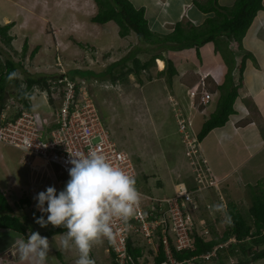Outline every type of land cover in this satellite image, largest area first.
<instances>
[{"label": "rangeland", "instance_id": "1", "mask_svg": "<svg viewBox=\"0 0 264 264\" xmlns=\"http://www.w3.org/2000/svg\"><path fill=\"white\" fill-rule=\"evenodd\" d=\"M132 1L137 7L145 8L146 17H149L148 20L153 26L154 20L156 21L158 17V9L167 5L161 0ZM181 1H172L175 12L179 11ZM219 2L225 3L227 0H219ZM190 9H192L191 16H194L193 10L199 11L195 7ZM97 11L98 6L95 0H0V22L2 24L15 22L9 31L13 36L11 43L7 44L0 39L1 60L3 61L6 57H11L15 61L23 59L22 67L19 68L21 87L26 85L23 79L31 74L51 77L55 79L53 84L57 86L59 80L64 81L65 77L77 82L85 81L113 139L120 148L130 153L138 173L139 170L141 171L138 187L154 197L172 196L175 193L174 185L182 179L180 176L185 175L186 170L192 172V168L188 164L185 146L178 133L179 125L178 120L176 122L177 118L173 116V108L169 101L160 103L161 93L163 98H166L167 91H159L155 88L154 92L146 90L143 93V89H139L138 76L134 73L129 74L127 80L119 79L117 82L112 80L109 75L111 72L105 75L96 74L104 73L103 71H106L107 67L110 68L116 59L123 58L125 60L121 64L132 65L129 58L138 56L141 51L137 49L139 45L146 46L139 42L134 31L126 37L120 36L119 27L115 21L104 24L92 21ZM197 13L201 14L200 11ZM183 22L187 23V21ZM26 40L28 50L23 58L21 53ZM37 46L40 47L38 52L31 56V52ZM145 56L148 57L147 54H139L138 57ZM118 68L121 70V65ZM7 89L11 94L8 98L12 109L22 104V97L18 94L19 88L13 81L8 82ZM54 97L57 98L56 103H58L59 98L56 93ZM28 102L33 110L43 114L51 115L54 112V106L50 104L46 91H42L38 86L30 91ZM146 102L147 107L143 109ZM178 108H175V111ZM195 143L197 144L198 140ZM0 147L2 154L0 161L5 160L6 163V165L0 163V185L8 187L7 180L11 181V176H15L20 185L17 195L22 192L23 197L33 200L34 196L31 194L33 186L43 191L50 186H54L57 192L64 189L67 177L58 172L57 166L53 165L49 174L39 173L35 179L34 175H31V167L23 163L22 151L2 142ZM172 169H178L182 174L177 175ZM0 190L7 194L4 189L0 188ZM6 196L9 200L14 197V195ZM225 200L227 203L226 196ZM13 208L19 214L28 213L30 217L33 215V218H36L32 214L29 203H16ZM240 208L243 213L248 212V199L240 203ZM211 221L220 233L225 230L228 223L225 218L218 222ZM55 227L48 224L44 228L37 227V230H49ZM141 243L149 247L142 235ZM107 247L106 237L92 245L93 255L89 253L90 258L92 260H94L93 256L102 258L100 262L95 260V264H114L106 252ZM225 254L226 251L223 252V257L230 264L237 263V257L233 256L231 259ZM61 255L64 259L77 257L72 251L70 254L62 253ZM211 260L200 261L198 264L216 262ZM259 264H264V259Z\"/></svg>", "mask_w": 264, "mask_h": 264}, {"label": "crops", "instance_id": "2", "mask_svg": "<svg viewBox=\"0 0 264 264\" xmlns=\"http://www.w3.org/2000/svg\"><path fill=\"white\" fill-rule=\"evenodd\" d=\"M161 1L167 4L166 7L158 9V17L156 21L154 20V26L151 21H149V24H151L150 27L156 32L168 33L173 30L175 23L178 21H187L192 22L195 25H201L204 24L209 17V13L203 12L195 4L196 0H182L180 2V9L177 12H175L174 8H172V1L174 0ZM234 2L235 0H227L225 3H219L223 6H232ZM193 7L197 8L201 14L197 13L199 11L193 10L194 16H191L190 12L192 9L190 8ZM147 18L149 17L147 16ZM219 39L221 40V44L225 42L224 36H220ZM226 49L229 52V55L233 56L235 62L233 82L238 88V96L234 103L235 111L230 115L229 120L225 125L212 129L200 141V146L213 174L223 180L222 193L224 191V197L226 196L228 200L234 201L239 207L243 200L245 201V199H248L250 206L252 204L251 186L259 184V182H261L264 178V0L263 8L258 11L243 39L241 41H231ZM158 50L159 48L154 49L151 52L142 50L139 54H147L148 57L145 56L144 58H139L142 62H144L151 58L152 53H161V57L172 61L173 66L176 69V73L172 76L171 80H168L165 75L159 76V72L164 70L166 67V60L163 58H157L155 62H151L147 72L143 70L140 74L142 82H139V89H143V93H145L146 90L154 92L153 90L155 88L159 89V91H167L166 98H163V93H161L160 103H167V101L170 102L175 119V108L179 107L178 109L183 112L184 116L192 120V135L197 136L205 121L217 108V104L221 96L219 86L226 80V75L229 70L228 63L222 53L216 49V41L207 42L202 45L200 47L199 54L197 49L194 47L182 50ZM160 59L164 62L163 67H160L158 63ZM115 61H118V59ZM148 73L151 74L152 78L147 76ZM204 74L207 75V88L213 93V99L204 108H198L193 102L194 99L189 94V87L198 83L201 76ZM143 76L145 78H143ZM143 106V109H146L147 102ZM6 107L9 108V103ZM14 113L15 109H10V117ZM142 117H144V114H142ZM162 122L164 123V121ZM178 133L181 136L186 151L184 136L180 131L179 126ZM0 156H2L1 153ZM186 158L188 160V164L190 165L189 158L187 156ZM8 161L9 160L7 159V162ZM0 163L6 165L5 160L2 162L0 161ZM172 170H175L177 175L181 172L178 169ZM140 174L141 171L139 170L138 179ZM184 174L185 175L180 176L182 178L181 180L185 181L189 185L193 184V170L192 172H188L186 170V173ZM31 175L33 176L32 172ZM5 177L6 176H4V179H6ZM144 177L146 178V175ZM138 179L136 180V187L143 191L138 187ZM10 180L11 181L7 180L9 182L8 187L0 185V188L7 192V194H4L3 191L0 190V192L5 196L14 195V197L10 198V200L6 196L9 203L14 206L16 203H21L26 200L23 204L29 203L31 209L36 208L37 201L35 199L33 200L29 197H23L22 192L17 195V190L20 186L19 180L16 179L15 176H11ZM206 198L214 204L213 211H203V214L207 217L209 227L211 228L213 225L211 220L218 222L219 220H222V218L226 219L224 211L226 205L224 206V204L220 202L218 196L212 189L207 190ZM45 207H47V205H45ZM31 211L33 214V210ZM23 215H28V213ZM43 215L44 218L47 219V215ZM31 219H33V215L31 216ZM28 226L29 235L31 232H39L42 237H47L49 240L50 250L46 258V264H75V259L77 257H74V259L69 257L64 259L61 254H70V251L61 250L59 238L57 237L56 240L54 239L56 237L55 235L61 234L66 230L52 234L49 233L51 229L37 230V227L40 225L35 222H30V225L28 224ZM224 231L225 230L221 233L219 232V234L222 235ZM29 235L19 233L9 228H0V264H21L18 255L11 248V246L15 238L24 236L27 239ZM211 236L212 230L211 235L207 239ZM106 239L108 244L106 252L110 255V259H112L115 263L113 255H111V252L109 251V240L107 237ZM132 240L135 246L141 250V254H146L147 262L152 263L156 260L155 251L150 245L149 247L143 245L141 243V237L133 236ZM238 243L239 242L235 237H231L227 240V242L219 245H223L222 248L226 251L225 255L232 259L233 256L238 258V255L229 254V249ZM259 248L254 246L252 251ZM235 249L236 251H239L238 248ZM224 251H222V254ZM90 254L91 256L93 255L92 250H90ZM250 255L252 254L250 253ZM250 255L249 257H252ZM93 259L94 261L98 260L100 262V259L102 258L98 259L93 256ZM263 259L264 258L257 260L251 259L246 262H239L238 259L237 263L234 262L231 264H259V262ZM210 260L211 259L198 258L195 259L194 264H198L200 261L208 262ZM226 263L230 264L228 260H226Z\"/></svg>", "mask_w": 264, "mask_h": 264}, {"label": "built area", "instance_id": "3", "mask_svg": "<svg viewBox=\"0 0 264 264\" xmlns=\"http://www.w3.org/2000/svg\"><path fill=\"white\" fill-rule=\"evenodd\" d=\"M206 76L202 75L198 83L189 87V94L198 108H204L213 99ZM59 82L65 83L63 95L51 115L29 109L23 102L15 106L11 117V105L3 109L0 113V142L22 151L23 163L31 167L35 179L39 173L49 174L55 165L68 181V169L72 166L68 163L69 151L87 153L94 148L137 180L138 169L132 156L113 139L85 81L65 77ZM175 116L184 135L185 153L193 170L194 183L189 185L181 180L175 185L174 195L164 197H154L137 188L141 199L135 216L128 222L116 219L112 237H107L114 264H157L161 250L165 258L159 264H194L195 259L215 256L217 249L223 246H216L200 256L184 259L176 256V252L195 250L198 236L207 239L211 234L207 217L203 214L204 210L214 209V204L206 198L207 190L212 189L222 204L226 205V200L222 193L223 180L213 174L198 136L192 135V120L180 109H176ZM41 191L33 186L31 194L35 197ZM141 235L155 251L156 260L152 263L146 261L145 253L135 257L129 251L130 238Z\"/></svg>", "mask_w": 264, "mask_h": 264}, {"label": "trees", "instance_id": "4", "mask_svg": "<svg viewBox=\"0 0 264 264\" xmlns=\"http://www.w3.org/2000/svg\"><path fill=\"white\" fill-rule=\"evenodd\" d=\"M98 11L92 17V21L96 23H107L115 21L119 27V34L122 37L128 36L132 31L137 34L139 42L146 44V47H139L138 50L152 51L154 49L165 50H182L185 48H196L198 54L200 47L207 42L216 41V49L220 51L228 63L229 70L226 75V80L219 86L221 96L219 98L216 110L205 121L198 139L201 141L212 129L226 124L231 114L234 113V103L238 96V88L233 82V70L235 66L233 56L229 55L227 46L233 40L241 41L246 35L258 11L263 8V0H235L232 6H223L218 0H196L195 4L203 12L209 13V17L204 24L195 25L192 22L184 23L178 21L175 23L172 31L168 33H158L150 27L149 20L145 14L144 7H137L132 0H95ZM15 22L11 21L6 24L0 22V39L3 42L10 44L13 36L9 32ZM220 36L225 37V42L220 43ZM39 46L35 47L31 52L34 56ZM28 50V42L25 41L21 56L24 58ZM140 51V52H141ZM138 53V52H137ZM132 65L121 64L125 59H120L107 67L104 73H96L97 75H105L109 73L112 80H127L128 75L135 73L138 76V81L142 82L140 74L145 70H149L151 62H155L157 58L161 57V53H152L149 60L142 62V60L135 56L131 59ZM165 59V58H163ZM22 60L15 61L11 57H6L3 61L0 55V113L6 108L9 103L10 92L7 89L9 81H13L19 88L18 94L22 97V102L32 109L28 100L30 99V91L36 86L40 87L42 91H46L49 102L54 108L56 107L57 98L54 93L61 98L63 95L62 89L64 83L59 82V85H54L55 79L47 76L28 75L23 81L26 85L21 87V77L19 76V68L22 67ZM166 60V67L159 72V76H166L168 80L176 73V69L170 59ZM121 65V70H119ZM112 69V70H110ZM17 73V75H12ZM101 73V74H100ZM148 77L152 78L148 73ZM50 78V79H49ZM62 85V87H60ZM252 204L248 208L247 213H243L241 208L232 200H228L224 208L226 219L228 221L225 231L222 235L212 225V236L205 239L198 236L196 239V249L193 251L176 252L179 259L190 258L192 256H200L203 253L212 251L215 246L227 242L231 237H235L239 242L232 246L229 254L238 255L239 262H246L248 260L264 258V178L255 186H251ZM26 202L24 200L22 203ZM225 206V205H224ZM33 214L36 218L31 219L29 215H22L16 213L13 206L9 203L7 197L0 192V228H9L19 233L29 235L28 223L32 221L36 223V219L43 213L34 208ZM64 227H55L49 233H57L65 231ZM211 235V234H210ZM110 245V243H109ZM129 251L135 257L141 255V250L135 246L132 238L129 240ZM257 246L261 249L253 250ZM238 248L239 251H236ZM224 248L219 247L215 256L211 259L216 260L214 264H227L222 251ZM250 253L252 255H250ZM111 255L112 252H111ZM252 256V257H249ZM114 258V256H113ZM164 251L161 250L156 263L159 264L164 260ZM202 259V258H200Z\"/></svg>", "mask_w": 264, "mask_h": 264}, {"label": "clouds", "instance_id": "5", "mask_svg": "<svg viewBox=\"0 0 264 264\" xmlns=\"http://www.w3.org/2000/svg\"><path fill=\"white\" fill-rule=\"evenodd\" d=\"M69 155L72 166L64 189L57 192L50 186L34 197L38 210L47 214L46 220L41 215L36 223L64 227L66 231L57 235L60 249L76 253L75 264H95L89 255L92 245L112 237L116 219L128 222L135 216L141 194L135 178L102 152L93 148L87 153L69 151ZM11 248L21 264H46L50 243L39 232H31L27 239L15 238Z\"/></svg>", "mask_w": 264, "mask_h": 264}, {"label": "bare ground", "instance_id": "6", "mask_svg": "<svg viewBox=\"0 0 264 264\" xmlns=\"http://www.w3.org/2000/svg\"><path fill=\"white\" fill-rule=\"evenodd\" d=\"M158 62H159L160 67H163V66H164V62H163V60L160 59ZM38 161H39V160H38Z\"/></svg>", "mask_w": 264, "mask_h": 264}]
</instances>
